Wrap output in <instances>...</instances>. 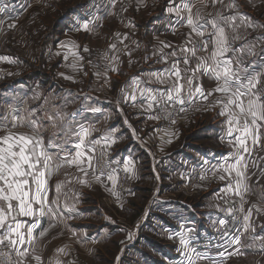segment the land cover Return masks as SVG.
Instances as JSON below:
<instances>
[{
  "label": "crops",
  "instance_id": "1",
  "mask_svg": "<svg viewBox=\"0 0 264 264\" xmlns=\"http://www.w3.org/2000/svg\"><path fill=\"white\" fill-rule=\"evenodd\" d=\"M16 1L21 3L20 0ZM139 1H124L126 9H124L126 14L124 20L127 26L130 27L128 30L131 33H125L127 38H124L125 34L121 36L122 30H120V36L113 43L117 46L115 52H117L118 61L114 63L118 71L109 70L107 76L103 74L108 81L107 83L105 81H49L48 86L51 85L52 88L44 96L48 101L44 102L46 103L42 109L44 114L40 116V120L46 129L43 133L46 143L53 136V133L63 135L60 133L62 125L57 122V127L54 128L46 118V113L52 114L57 110L68 114L75 113L73 126L83 123L97 129L92 132L90 139H98L110 133L113 139L116 140L115 143L109 146L112 152H114L113 157L117 161L123 158H128L132 161L129 164L130 168H132L130 186L119 199L109 190L112 188V182L107 179H101L103 183L88 179V185L79 182L77 185L73 183L74 189L68 191L63 188L59 196V211L63 212V216H56L55 218L45 216L41 218L40 228L36 229L33 233L37 238L31 246L27 244L24 246L29 251V256L26 258L24 264H35V261L32 259L33 249L35 250V255L42 257L43 264H49L50 261L54 264L57 258L63 261L64 264H67L69 261H73L74 264H98L99 261L114 264L115 257L123 245L122 255L116 261V264H183L185 258L178 251L180 244L177 234L188 227L194 229V232L191 234L193 236L191 241L192 246L198 251H207L209 255L216 253L217 259L221 260L218 253L224 251V248L215 247V245L223 243L220 232L217 230L219 225L217 223L216 227H214L210 220L213 217H217L218 221L219 219L227 218L229 215L222 211V209H234V202L237 201L240 205L241 200L239 196L233 195L235 198L232 204L227 199L228 196L218 191L225 187L230 179L227 177V174H224L226 179L219 180L218 177L222 174L220 172L216 173L213 186L199 193L201 194L199 198L202 200V209L198 212L201 213L202 220L197 221L195 219L197 218L196 215L194 216L195 218H192V211H196L193 207L189 209L187 206L177 204V202L183 203V201L172 199L171 201L175 203L162 209L168 214L166 215L168 216V220L164 218L162 221L155 220L144 223L139 233H133V238L131 240L128 239L129 231H131L129 226L132 222L129 213H132L133 216H139V212L143 206L139 193L142 190L148 191L145 190L147 187L150 189L154 188V192L156 189L159 191L162 186L165 187L166 185L162 184V176L157 172V162L159 165L168 167V172L170 173L169 179L171 180L174 179V176L178 178V170L183 168V162L214 167L222 163L223 158L233 151V148L228 143V138L221 139L226 129V117L219 115L220 108L217 105L213 106L214 101L221 95L219 93H214L213 96L204 101L202 107L203 113L195 121L187 124L182 129L183 132L179 128L171 130L168 133V140L171 138L172 141L168 145L172 147L171 150L168 149L165 141L162 140L163 137L159 138V135L157 136L156 121L155 119H149V116L154 115L153 109L147 110L146 100L143 101V107L141 106L139 90L137 89L136 91L137 101L135 106H133L131 100H128V102L124 101L121 89L132 94L133 88L129 87V85L134 77H139L143 82L141 87H150L162 91L169 87L167 82L160 83L155 77L148 75L149 73L159 72L170 67L173 60L176 59L175 57H170L166 63L157 62L160 60L161 55L157 52V49L162 47L161 42L171 44V48H164V53H170L185 43L187 35L191 31L183 21L177 23L178 17L175 12L168 11L169 7H176L178 4H182V0H175L174 3L170 2V0H158L156 7L159 10L156 11L153 17H147L148 19L146 18L147 20L144 23L142 22L145 20L144 17L148 12H146L143 7L144 5L142 6V3ZM187 2L194 5L192 9L193 13L197 9H200L205 16L208 13L215 14L218 10L224 9V5L222 4H217L213 7L211 0H204L208 5L207 7H204L201 0H187ZM229 2L230 0H224V4H228ZM236 2L239 4V9L226 10L224 12L225 15L238 11L241 14L247 15L256 23L264 25V0H236ZM104 5H107L106 0H88L62 13L60 20L65 21L66 25L56 35L55 47L56 45L59 46L65 35L68 34V31L72 26L77 25L78 21L83 22L84 20L96 18L94 26L90 25L92 31H88V33L91 34L96 31L98 33L101 30L99 22L111 12V9H102ZM142 9L143 11L141 12ZM1 12L2 10L0 9V21L3 14ZM101 13L104 15L100 16ZM143 14L145 16H142ZM186 15V10L181 11V16L186 17ZM237 23H239V20H237ZM132 24L135 27H132ZM240 33L244 34L245 29L241 28ZM257 37H264V28L247 29V40L254 41L259 45L256 49L259 55L245 57V66L251 64L253 60H255L256 65L264 64V42L256 41ZM193 39L199 41L200 38L193 35ZM111 40L112 36L110 37ZM121 40L123 41L122 43L120 42ZM243 43L244 41L238 40L234 47L239 48ZM80 47L76 51L79 54H83L84 48L81 49ZM210 50L211 45L209 46ZM67 51L64 50L63 59H65L64 56ZM129 52L130 55L128 54ZM154 52L157 54L153 55ZM205 55L207 53L198 52V56ZM228 55L231 56L232 53ZM63 63H66V61ZM196 63V59L193 58L190 60L188 67L194 68ZM57 64L59 66L62 65L60 61ZM180 67L181 69L185 67L182 61ZM197 77L198 79L193 81V87L196 84H200L206 93L216 87V81L210 79L208 76L197 73ZM110 82H112V86L109 85ZM181 82L183 83V81ZM42 84L45 85L43 82ZM48 86L46 88L50 89ZM29 87L30 89L32 88V86ZM185 94L182 93V95ZM85 97L88 98L86 99ZM49 100L52 102L51 104ZM72 103H75V106L71 110H67L66 106L68 104L72 105ZM91 108H100L102 112H92L89 110ZM120 109L123 110L122 114ZM208 114H212L213 116L210 118L206 117L205 115ZM202 116L205 117L202 118ZM36 117H39V115H36ZM193 123L194 125H192ZM190 126L194 128H190ZM22 128L25 132L31 131L27 127ZM196 128L205 133L199 136H194L197 134L194 133L191 135V142L185 141L184 138ZM113 129L114 131H111ZM133 129L135 130V136L133 135ZM187 129L192 130L185 133ZM71 140L74 141L75 138L72 137ZM102 145H104L103 141L96 146L95 157L97 150ZM67 147L69 151H73L71 144L67 145ZM247 158L249 157L246 155ZM261 158H264V128L261 129L260 145L256 147L250 157L251 160L257 161L258 166L254 167L250 165L247 172L251 190L244 197L245 202L243 206L245 212L242 213V217L247 213L249 208H252V216L248 222L251 224V227L247 232H243V220L237 223V230L243 232V235L240 236L241 242L243 239L249 241V238L252 239L254 236L260 237L262 235L261 237H264V176L260 175L261 170L264 169V159ZM176 172L178 176L175 175ZM65 180L67 178L62 179L56 174L51 177L49 180V203L56 199L55 185ZM150 182L152 183L147 186ZM76 186H80V188H75ZM104 197L109 198L110 204L107 205L104 202ZM154 198L150 199L143 207L144 214H149L152 206L156 205L157 208V198ZM152 202H154V205ZM65 203L69 207L74 206L75 213H70L68 209L64 208L63 205ZM186 205L188 204L186 203ZM253 205L257 207H252ZM257 209H260V211H257ZM22 219L28 220L29 218ZM135 220L137 221V218ZM197 222H199L198 228L196 227ZM50 224L53 226L49 227ZM253 228L255 231L252 230ZM41 229H48L43 237L39 236ZM117 235H121L123 239L119 240ZM232 235H236V231ZM253 241L255 249L263 245L260 239ZM112 244L117 245V252L113 254V257L107 258L108 262H104L106 257L103 258L104 249H102V246L109 249ZM64 246H67V255L56 251L58 248ZM242 246H245L247 249L246 244ZM235 247L237 246L228 248V251L230 252ZM108 251H112V249L110 248ZM257 254L258 250L255 256ZM15 258L16 260L20 259L16 255ZM228 258L229 256H226L223 258V261ZM234 259L237 258L234 257L232 260Z\"/></svg>",
  "mask_w": 264,
  "mask_h": 264
},
{
  "label": "snow or ice",
  "instance_id": "2",
  "mask_svg": "<svg viewBox=\"0 0 264 264\" xmlns=\"http://www.w3.org/2000/svg\"><path fill=\"white\" fill-rule=\"evenodd\" d=\"M115 2L116 0H112L113 7ZM170 2L174 3L175 0H170ZM201 2L204 7L208 6L204 0H201ZM211 3L213 7L222 4L224 9L218 10L215 14L208 13L205 16L200 9L193 13L194 5L188 3L187 0H182V4H178L176 7L168 8L169 12L176 13L177 23L183 21L191 29L182 46H178L170 53H164V48H171L172 45L161 42L162 47L157 49V52L161 54L160 60L157 62L166 63L170 57L176 59L173 60L170 67L148 75L155 77L160 83L167 82L169 87L163 91L141 87L143 82L139 77H134L129 85L133 88L132 94L124 89H121V94L124 96L125 102L131 100L133 106H135L137 101L136 91L138 89L141 106L143 107L144 100L147 101V110H152L155 104L164 113L165 118L171 115L168 111L170 104L179 103L184 105L186 101L191 104L198 99L208 100L214 93L221 94L214 101L213 106L219 105V115L226 117V129L221 139L228 138V143L233 151L223 158L222 163L208 171L212 175H215L216 172L222 173L218 177L219 180H225L226 176L224 174H227V177L230 178L229 182L218 191L224 193L225 196H239L241 204L238 211L244 213V197L251 190L248 183V168L250 165L258 166L257 161L251 160L250 157L256 147L260 145L261 129L264 128V64L256 65L255 60H253L251 64L245 66V57L259 55L256 51L259 45L254 41L247 40V29L264 28V25L256 23L250 17L238 11L225 15L226 10L239 9L236 0H230L228 4H224V0H211ZM184 10L187 12L186 17L181 16V11ZM95 19L78 21L73 30L92 31L90 25L94 26ZM237 20H239V23H237ZM2 25L3 22L0 21V30H2ZM16 26L15 22L7 25L9 29H14ZM132 27H135V25L132 24ZM241 28L245 29L244 34L240 33ZM116 35L117 37L120 36L119 33ZM193 35L200 38L199 41L194 40ZM124 38H127L126 34ZM238 40L244 41L239 48L234 47ZM256 41L264 42V37H257ZM210 45L211 50L209 51ZM60 46L68 48L64 56L65 60L68 59L69 55L74 58L70 65L73 70L82 69L83 65L78 62L82 61L84 57L76 51L79 45L70 41L68 45L61 42ZM110 48L116 50L117 46L112 44ZM83 51L88 52L89 49L84 47ZM198 52H205L207 55L198 56ZM229 53H232V55L229 56ZM128 54L130 55V52ZM156 54V52L153 53V55ZM193 58L196 59L197 63L194 68H189V62ZM104 59L110 61L109 64L105 65V76H107L109 70L118 71L113 63L118 61V56L109 57L105 55ZM0 61L17 62L8 56H0ZM181 61L185 65L183 69L180 67ZM197 73L215 80L216 87L207 93L200 84L193 87V81L198 79ZM61 75L64 74L61 73ZM95 75L99 78L101 74L97 72ZM65 78L73 79L70 76ZM182 93L186 94L182 95ZM89 110L95 113L102 112L100 108ZM36 111V109H32L28 111L27 116H23L19 114V110L12 109L9 114L0 116V132L4 133L0 135V248L8 249L7 251H0V264H24L29 256L28 248L24 246L25 244L31 246L37 238L33 233L40 228L41 218L45 216L53 218L63 216V212L59 211V196L65 187L64 182H58L55 185L56 199L49 203V180L61 168L75 166L82 175L74 176L72 179L85 185L89 184L87 178L90 169L92 179L96 182L103 183L101 177L106 176V179L112 182V188L109 190L119 199L118 193L115 192L116 169L110 168V163L106 162L104 167L109 168V171L105 173L101 170L97 174L99 161L94 156L96 146L101 144V141L104 142L106 147L116 142L112 135L108 133L98 139H90L92 132L97 129L83 123L73 126L76 114L63 113L57 110L52 114L46 113V118L54 128L57 127V122H59L62 125L60 133L63 135L53 133V136L46 143L43 135L46 129L40 118L36 117ZM180 111H185V109L181 107ZM120 112L122 114L123 110L120 109ZM160 118L159 115L149 116V119ZM65 121L67 122L65 123ZM172 123H175V120H172ZM19 127H27L31 131H15ZM111 131H114V129ZM133 135L135 136L134 129ZM72 137L75 138L74 141L71 140ZM167 142L171 143V138ZM69 144H71L73 151H69L67 147ZM246 155L249 158L246 159ZM131 163L132 161L129 160L125 164V171L132 172V168L129 167ZM260 175L264 176V169L261 170ZM200 178L203 180L206 175H201ZM65 195L67 194L65 193ZM63 207L68 209L70 213H75L74 206L69 207L65 203ZM252 207L257 206L253 205ZM222 211L231 216L233 221L237 219L233 215L236 209L227 208L222 209ZM257 211H260V209H257ZM251 216L252 208H249L247 213L243 215V232H247L251 227V224L248 223ZM213 225L216 227L217 222L214 221ZM218 225L217 230L220 232L223 243L217 244L215 247L224 248V251L218 253L221 261H217L216 258L210 256L207 251H198L192 246L193 236L191 234L194 229L188 227L177 234L180 244L178 251L185 258L183 264H196L200 260L208 261V264H221L226 256L242 254L239 246H241L240 236L243 235V232L237 230L236 235L230 234L227 219H219ZM52 226V224L49 225V227ZM252 230L255 231L254 228ZM47 231L48 229H41L39 236L43 237ZM133 235V233H129L128 239L131 240ZM252 239H264V237L254 236ZM234 246H237L234 251L229 252L228 248ZM248 247L251 248L252 245H248ZM261 247H264V245ZM66 249L67 246H64L56 251L67 255ZM34 251L33 249L32 259L35 264H43L42 257L35 255ZM13 252L20 258L19 260L14 261L12 259ZM49 264H52V262L50 261ZM54 264H64V262L57 258ZM67 264H74V262L69 261Z\"/></svg>",
  "mask_w": 264,
  "mask_h": 264
},
{
  "label": "rangeland",
  "instance_id": "3",
  "mask_svg": "<svg viewBox=\"0 0 264 264\" xmlns=\"http://www.w3.org/2000/svg\"><path fill=\"white\" fill-rule=\"evenodd\" d=\"M21 3H18L16 0H0V9L2 10L1 13V21L3 22L2 30L0 33V56H8L13 60H16V63H9L7 61H0V116L9 114L12 109L19 110V114L23 116H27L28 111L32 109H36V115L42 116L44 113L42 112L43 105L45 101H48L44 98L45 95L48 94L49 90H51V85L48 86L49 81H106L104 70L105 65L109 64V60L104 59V56H108V52L106 51L107 48H110L117 38V33L120 34V30H122L121 36L125 33H131L128 29L127 23L124 20L125 17V5L124 1L128 0H116L115 6L112 5V0H106L107 5H104L102 9H111L109 15L106 16L101 22H99V26L101 27L98 33L93 32L91 34L88 31L80 30L74 31L73 29L76 25L72 26V28L68 31V34L65 35L62 42L68 45V42H75L79 45L82 49L87 47L89 49L88 52H84L83 54H79L83 56L84 59L79 61V64H82L83 67L80 70H73L70 66L73 62V57L69 55L68 59H63V52L64 50L67 51L68 48H62L54 44V39L56 37L57 24L58 20L62 16V13H65L69 8L76 6L79 3L87 2L88 0H20ZM139 1V0H138ZM157 1L158 0H140L139 2L142 3V6L148 12V14L144 17V23L148 18L153 17L159 8H157ZM30 5V6H29ZM10 11V12H9ZM143 9L141 10V12ZM104 14L101 13L100 16ZM15 18V19H13ZM147 18V19H146ZM15 22L16 28L9 29L7 27L8 24ZM112 36V40L110 41V37ZM55 47V48H54ZM71 47V45H69ZM112 50V49H111ZM117 56V52L112 50L111 56ZM110 56V57H111ZM61 62L62 65L59 66L57 62ZM66 61V63H63ZM91 61V63H89ZM114 63V62H113ZM115 66V63H114ZM99 72L101 75L99 78L95 75V73ZM61 73L64 75L62 76ZM87 73V75H85ZM66 76L73 77V79H66ZM35 79V81H25L24 79ZM22 79V80H20ZM16 80V81H15ZM42 82L45 84L43 85ZM112 86V82L109 83ZM29 86H32L30 89ZM48 86L47 89L46 87ZM43 95V96H42ZM88 102V101H87ZM49 103L52 102L49 100ZM75 106V103L72 105H67L66 109L71 110ZM220 108L219 105H217ZM203 110L196 113L195 115L190 118V120L181 123L178 127H172L167 131H159L156 126L157 136L159 138L163 137L162 140L165 141L166 146L169 145L168 138L169 132L171 130H180L184 129L187 124L195 121L201 114ZM215 113V112H214ZM206 117L213 116L212 114L205 115ZM205 116H202L205 117ZM201 118V117H200ZM199 118V119H200ZM157 124V123H156ZM194 125V123L192 124ZM190 128H194L190 126ZM192 129H187L190 131ZM15 131L17 132H25L22 127L16 128ZM183 132V130H182ZM194 136H199L202 133L200 129L192 130L187 137L184 138L185 141L191 142L192 134ZM3 132H0V135H3ZM189 139V140H188ZM109 147V146H108ZM168 149L171 150L172 147L168 146ZM114 153V152H113ZM115 158V157H114ZM169 162V160H167ZM185 166L188 167V162H183ZM166 165V162H165ZM170 165V164H169ZM184 166L182 169L178 170V174L176 172L174 179H169L170 173L168 172V167L164 165H159L157 162V169L158 174L162 176V184H166L165 187L162 186L161 189L154 192V188H148L152 182L147 184V188L144 191L142 190L140 195V200L142 203V208L139 212V216L131 215L132 222L129 226V233L138 234L141 230L144 223L152 222V221H162L164 218L168 220V214H166L162 209L167 207L170 204H174L175 202L171 201L172 199H178L183 201L177 202V204L187 206L189 209L193 207L196 211H192V218H195L196 215L197 221L202 220V215L198 211L202 209V200L199 198L201 194H199L202 190L205 191L211 186H202L197 187L195 190H192L183 183V176L182 171L184 170ZM56 175H58L62 179H66L63 181L65 183V190L74 189V185H77V181L75 179L69 178L74 176H80V172H78L77 168L74 166L68 167L65 166L61 168ZM131 175L130 172L129 176V183L127 184V188H122L121 190L118 189L119 187L116 184L115 192L118 193L119 197H122L130 186L131 183ZM168 176V177H167ZM69 181H71L69 183ZM214 184V183H213ZM75 188H80V186H76ZM150 190V191H149ZM161 192V193H160ZM113 196V195H112ZM115 197V196H113ZM157 198V208L156 205L152 206L150 209L149 214H144V206L150 201V199ZM233 195L228 196V200L230 203L234 201ZM154 201V200H153ZM171 201V202H169ZM104 202L108 205L110 204L109 198L104 197ZM155 202V201H154ZM154 202L153 205H154ZM186 203L188 205H186ZM233 204V203H232ZM239 203L236 201L234 202V209L236 211L233 213L237 217L235 221L232 220L231 216H228V226L230 230V234H233L236 231L237 234V227L238 222L243 220L242 213L238 211ZM143 213V214H142ZM153 218H152V216ZM137 218V221L135 220ZM139 218V220H138ZM212 223L216 221L218 223L217 217H213L210 220ZM195 222V221H194ZM199 222L196 223V227L198 228ZM235 225V227H233ZM137 232V233H135ZM128 234V232H127ZM245 235V234H244ZM262 236V235H261ZM260 236V237H261ZM120 239H123L121 235H117ZM122 237V238H121ZM217 237V235H216ZM249 241L245 239L242 240V245L246 244L247 249L245 246H239L240 251L242 254H236L230 256L231 259L222 260L221 264H264V247L258 246L255 249L254 241L249 238ZM262 240V244L264 245V240ZM248 245H252L251 248ZM112 251H108L109 249ZM109 249L102 246L104 249V262H108L107 258L109 259L113 254L117 252V245L112 244ZM124 245L117 256L115 257V262L118 260L117 257L120 258L123 252ZM258 254L255 256V254ZM234 251L231 249L230 252ZM210 256L214 258H218L216 253H211ZM234 257L237 259L232 260ZM217 261H221L218 260ZM98 264H111V263H103L99 261ZM196 264H208V262H204V260L197 261Z\"/></svg>",
  "mask_w": 264,
  "mask_h": 264
},
{
  "label": "built area",
  "instance_id": "4",
  "mask_svg": "<svg viewBox=\"0 0 264 264\" xmlns=\"http://www.w3.org/2000/svg\"><path fill=\"white\" fill-rule=\"evenodd\" d=\"M108 52V56H111L112 50L111 48H107L106 50ZM203 99H198L195 102L189 104L187 101L184 105H180L179 103H176L175 105H169L168 111L171 113L170 116L165 118L164 113L161 112V109L157 107L155 104L153 105V114L159 115L160 119H155L157 123V129L159 131H167L171 129L172 127H178L181 123L186 122L192 118L193 115L200 112L202 110V107L204 105ZM183 107L185 111H180V108ZM172 120H175V123H172ZM96 159L99 161L97 174H99V171H104L107 173L109 171V168H105L104 165L106 162L110 163V168L116 169V176H117V186L118 189L127 188V184L129 183V176L130 172L125 171V164L128 163V158H123L120 161H117L113 157V152L110 149V147H106L105 145H102L97 150ZM118 162V163H117ZM217 166V165H216ZM130 167V165H129ZM184 170L182 171L183 176V183H185L189 188L192 190H195L197 187L202 186H211L214 183V179L216 177L215 175H212L209 169H213V166H207V165H200V164H194L189 163L188 167L184 165ZM217 173V172H216ZM201 175H206L205 179H201ZM87 179H92L91 175V169L89 170V176ZM101 179H106V176H102ZM7 248H0V251H7ZM12 259L16 261L15 253L13 252Z\"/></svg>",
  "mask_w": 264,
  "mask_h": 264
},
{
  "label": "trees",
  "instance_id": "5",
  "mask_svg": "<svg viewBox=\"0 0 264 264\" xmlns=\"http://www.w3.org/2000/svg\"><path fill=\"white\" fill-rule=\"evenodd\" d=\"M58 22V24H57V30L59 31V32H56V34H58V33H60L62 30H63V28L65 27V21H61L60 19L57 21ZM55 40H56V37H55V39H54V41L53 42H55ZM24 81H35V79H29V78H26V79H24Z\"/></svg>",
  "mask_w": 264,
  "mask_h": 264
},
{
  "label": "bare ground",
  "instance_id": "6",
  "mask_svg": "<svg viewBox=\"0 0 264 264\" xmlns=\"http://www.w3.org/2000/svg\"><path fill=\"white\" fill-rule=\"evenodd\" d=\"M192 224V223H191ZM148 260V259H147Z\"/></svg>",
  "mask_w": 264,
  "mask_h": 264
}]
</instances>
